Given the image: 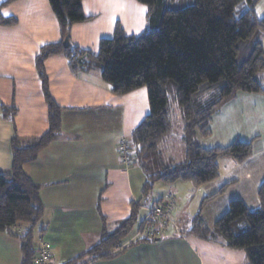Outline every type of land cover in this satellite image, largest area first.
<instances>
[{
	"label": "crops",
	"instance_id": "1",
	"mask_svg": "<svg viewBox=\"0 0 264 264\" xmlns=\"http://www.w3.org/2000/svg\"><path fill=\"white\" fill-rule=\"evenodd\" d=\"M81 7L89 21L71 27L69 42L93 54L99 40L112 37L117 23L126 36L138 37L147 29V8L135 0H83ZM0 17L15 21L12 26L0 25V174L9 175L12 137L26 142L48 130L35 58L41 47L59 43L61 35L48 0H0ZM44 67L51 97L62 108L61 131L34 161L23 165V172L40 187L43 209L33 232V248L46 243L53 251V264H64L96 246L103 231L112 232L128 217L130 202L138 201L144 175L131 156L129 161L121 158L118 147L122 139H130L149 106L144 88L117 96L100 79L98 69L74 74L64 55L49 57ZM260 80L264 87V74ZM5 107L15 109L12 122L2 117ZM235 139L252 144L247 160L218 159L219 177L200 187L181 181L155 184L157 197L141 209L139 220L152 204L171 195L173 217L183 237L169 233L157 242L134 243L116 258L87 264H246L243 250L189 233L202 200L226 183L234 182L202 210L208 228L233 200L249 209L257 207V191L264 181V94L238 93L212 116L210 135H197L203 149L226 147ZM173 150L177 161L171 159ZM160 151L169 164L182 163L180 131L171 133ZM28 228L17 224L13 234L0 233V264H21V243L14 234L22 235Z\"/></svg>",
	"mask_w": 264,
	"mask_h": 264
},
{
	"label": "trees",
	"instance_id": "2",
	"mask_svg": "<svg viewBox=\"0 0 264 264\" xmlns=\"http://www.w3.org/2000/svg\"><path fill=\"white\" fill-rule=\"evenodd\" d=\"M82 1L48 0L61 35L59 43L41 47L35 58L48 130L26 142L14 135L10 142L11 173L0 174V233L11 234L17 224L29 226L24 234H14L21 243V264H34L33 232L43 210L40 187L25 175L23 165L34 161L61 131L62 108L51 97L44 67L51 56L64 55L74 74L98 69L100 79L117 96L144 88L149 106L148 114L129 139L134 165L144 175L138 201L130 202L128 217L112 232L103 231L96 246L64 264L109 260L126 250L112 253L136 227L155 184L181 181L200 187L219 177L218 159L241 163L253 153L250 142L238 139L226 147L203 149L197 135H210L212 116L238 93L264 94L260 80L264 74V45L260 40L264 18L255 12L260 0H195L194 5L176 11L168 8L169 0H135L147 8V29L138 37L126 36L117 23L110 39L99 40L96 54L69 42L71 27L89 21L82 12ZM14 24V20L0 17V25ZM66 39L69 46L64 48ZM169 101L182 115L180 137L185 160L179 164H169L160 151L171 134ZM14 114L13 107L2 109L3 119L9 122ZM233 183L222 185L202 200L189 233L229 249L243 250L246 264H264V181L257 191L256 208L249 209L240 200H233L211 228L201 218L204 206L222 196Z\"/></svg>",
	"mask_w": 264,
	"mask_h": 264
},
{
	"label": "built area",
	"instance_id": "3",
	"mask_svg": "<svg viewBox=\"0 0 264 264\" xmlns=\"http://www.w3.org/2000/svg\"><path fill=\"white\" fill-rule=\"evenodd\" d=\"M118 153L123 160L129 161L130 158V142L127 139H122L119 143ZM174 201L171 195L166 196L162 200L150 206L146 214L138 221L134 228V236L127 242L114 250L118 253L119 249L125 248L128 245L138 241H151L161 239L168 234L183 237V231L180 228L177 220L173 217ZM36 256L34 264H53V251L46 243L41 242L35 248Z\"/></svg>",
	"mask_w": 264,
	"mask_h": 264
},
{
	"label": "rangeland",
	"instance_id": "4",
	"mask_svg": "<svg viewBox=\"0 0 264 264\" xmlns=\"http://www.w3.org/2000/svg\"><path fill=\"white\" fill-rule=\"evenodd\" d=\"M195 3V0H173V1H170L168 2V8L170 10H173V11H176V10H180V9H183V8H186L188 6H192L194 5ZM256 13H257V16L260 17V18H264V0H261L257 6H256ZM260 40L261 42L263 43L264 45V34L260 37ZM168 114H169V117H170V125H171V133L172 134H175L176 132H179L181 130V122L179 121V118L181 120V111L180 109L178 108V106L174 103V102H170L169 101V104H168ZM171 153L174 154V156L171 158L172 160L174 161H177L176 160V156H177V151L176 150H173V151H170ZM130 156L132 157L133 154L130 153ZM165 158H168V156H166ZM139 173V172H138ZM140 176H142L140 173H139ZM143 179V177H142ZM157 190V189H156ZM153 191L148 199H147V202L148 204L152 201L155 200V198L157 197V191ZM194 206V202H192V204H190L188 206V209L190 210L191 207ZM142 215V214H141ZM140 215V216H141ZM134 236V230H132L129 235L125 238L124 242H127L129 241L132 237ZM166 236H164L163 238H165ZM160 239V238H159ZM154 241V240H153ZM122 242L121 245L124 243ZM120 245V246H121ZM118 248V247H117ZM116 248V249H117ZM124 250V248H121L119 249L118 253L119 252H122Z\"/></svg>",
	"mask_w": 264,
	"mask_h": 264
},
{
	"label": "water",
	"instance_id": "5",
	"mask_svg": "<svg viewBox=\"0 0 264 264\" xmlns=\"http://www.w3.org/2000/svg\"><path fill=\"white\" fill-rule=\"evenodd\" d=\"M68 46H69V44H68V39H66V40L63 41V47H64V48H67ZM159 240H160V239H155L154 241L157 242V241H159Z\"/></svg>",
	"mask_w": 264,
	"mask_h": 264
},
{
	"label": "clouds",
	"instance_id": "6",
	"mask_svg": "<svg viewBox=\"0 0 264 264\" xmlns=\"http://www.w3.org/2000/svg\"><path fill=\"white\" fill-rule=\"evenodd\" d=\"M153 205V204H152Z\"/></svg>",
	"mask_w": 264,
	"mask_h": 264
}]
</instances>
